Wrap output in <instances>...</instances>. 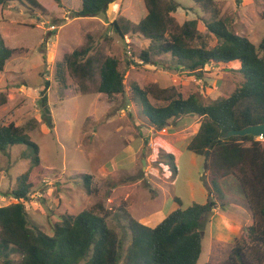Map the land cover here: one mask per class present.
<instances>
[{
	"label": "rangeland",
	"instance_id": "rangeland-1",
	"mask_svg": "<svg viewBox=\"0 0 264 264\" xmlns=\"http://www.w3.org/2000/svg\"><path fill=\"white\" fill-rule=\"evenodd\" d=\"M38 1L45 11L17 0L0 8V33L15 51L0 73V103L6 100L0 107V125L13 123L28 130L41 158L40 167L30 176L33 188L26 204L30 222L52 235L60 214L77 215L101 204L114 211L125 207L136 220L154 227L178 208L175 198L183 209L214 203L217 206L203 216V252L197 264H225L237 240L248 242V228L253 225L241 184L226 176L219 182L224 197H217L206 157L188 150L202 119L181 117L158 130L133 100L131 86L175 88L184 99L195 95L210 104L229 97L243 84L239 66L211 65L189 73L176 70L170 54L153 55V64L144 63L140 56L150 40L138 34L121 39L110 29L118 18L139 23L147 15L144 0H114L97 18L76 17L83 0H60L63 8L55 0ZM175 2L178 9L172 16L178 25L198 21L204 37L199 43L217 45L207 24L218 19L256 46L264 38V0H211L207 10L193 0ZM86 45L98 57L118 61L125 94H83L81 80L70 74L62 60L66 53ZM47 82L54 129L44 122L41 108ZM85 85L89 92L94 90L92 83ZM151 102L168 104L155 98ZM33 157V150L25 145L0 150V207L17 202L10 194L17 178L32 167ZM84 176L92 178V193L85 188ZM115 213L108 224L123 241L120 252L124 254L130 232L126 216L118 213L117 218ZM13 258L18 260L19 255Z\"/></svg>",
	"mask_w": 264,
	"mask_h": 264
},
{
	"label": "trees",
	"instance_id": "trees-1",
	"mask_svg": "<svg viewBox=\"0 0 264 264\" xmlns=\"http://www.w3.org/2000/svg\"><path fill=\"white\" fill-rule=\"evenodd\" d=\"M10 0H0L3 8ZM34 9L45 11L38 0H17ZM60 8V0H55ZM204 9L211 0H193ZM114 0H83L77 18H97L103 15ZM147 15L134 24L118 18L110 24L117 37L125 39L129 34L141 35L150 40L141 60L153 64V55L170 54L176 62V70L189 73L202 72L207 66H239L243 84L229 97L205 104L197 96L184 99L171 89H142L131 86L133 100L141 105L149 124L163 130L181 117H200L198 133L188 145V150L206 157V168L213 175L212 185L217 197H224L219 182L226 176H234L242 186L253 225L248 228V242L237 240L225 264H263L264 258V140L247 135L227 137L231 131L264 124V38L256 46L248 38L232 32L223 19L207 24L210 34L218 43L209 47L197 29L198 21H186L178 25L172 14L178 9L175 0H144ZM210 5V6H209ZM90 45L66 53L63 64L70 74L80 79L84 95H123L126 92L124 75L118 70L115 58H101L93 54ZM15 51L10 49L0 33V73L5 70ZM98 79V80H97ZM85 83H92L89 92ZM42 90L41 108L44 122L54 129L47 91ZM151 98L166 101L165 106H155ZM6 100L0 103V107ZM25 145L33 150L32 167L17 178L16 188L10 196L17 202L0 207V264H197L203 252V216L217 205L194 204L178 208L157 226L136 220L125 207L107 210L97 204L77 215L63 213L52 226V235L43 232L30 222L26 204L30 201L31 172L40 167L39 146L23 127L0 125V150ZM91 176H84L85 188L92 193ZM225 210V206H220ZM114 211V212H113ZM117 212V214L115 213ZM118 213L126 216L130 243L121 254L123 241L108 224V219ZM19 255V259H14Z\"/></svg>",
	"mask_w": 264,
	"mask_h": 264
},
{
	"label": "water",
	"instance_id": "water-1",
	"mask_svg": "<svg viewBox=\"0 0 264 264\" xmlns=\"http://www.w3.org/2000/svg\"><path fill=\"white\" fill-rule=\"evenodd\" d=\"M247 135L254 136L260 140H264V124L249 126L239 131H231L227 134V137H231V136L244 137Z\"/></svg>",
	"mask_w": 264,
	"mask_h": 264
},
{
	"label": "crops",
	"instance_id": "crops-1",
	"mask_svg": "<svg viewBox=\"0 0 264 264\" xmlns=\"http://www.w3.org/2000/svg\"><path fill=\"white\" fill-rule=\"evenodd\" d=\"M178 206V205H177ZM224 212V211H223ZM223 218H226L225 216H223ZM145 223V222H144ZM146 224H148V223H146Z\"/></svg>",
	"mask_w": 264,
	"mask_h": 264
}]
</instances>
